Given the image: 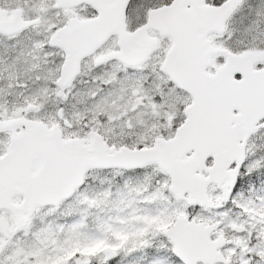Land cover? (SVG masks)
I'll return each mask as SVG.
<instances>
[{"label":"snow or ice","instance_id":"obj_1","mask_svg":"<svg viewBox=\"0 0 264 264\" xmlns=\"http://www.w3.org/2000/svg\"><path fill=\"white\" fill-rule=\"evenodd\" d=\"M0 264H264V0H0Z\"/></svg>","mask_w":264,"mask_h":264}]
</instances>
